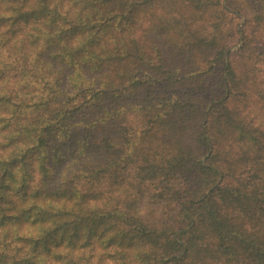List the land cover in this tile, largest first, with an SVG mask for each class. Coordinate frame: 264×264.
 Here are the masks:
<instances>
[{
	"label": "trees",
	"instance_id": "1",
	"mask_svg": "<svg viewBox=\"0 0 264 264\" xmlns=\"http://www.w3.org/2000/svg\"><path fill=\"white\" fill-rule=\"evenodd\" d=\"M226 2L0 0V264H264V0Z\"/></svg>",
	"mask_w": 264,
	"mask_h": 264
},
{
	"label": "rangeland",
	"instance_id": "2",
	"mask_svg": "<svg viewBox=\"0 0 264 264\" xmlns=\"http://www.w3.org/2000/svg\"><path fill=\"white\" fill-rule=\"evenodd\" d=\"M259 0H227L226 5L231 10V17L237 24L243 26L248 18H251L252 13L259 9ZM242 46L240 43L232 49V52H237Z\"/></svg>",
	"mask_w": 264,
	"mask_h": 264
}]
</instances>
